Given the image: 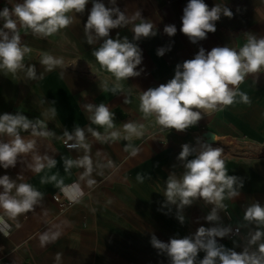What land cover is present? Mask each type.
Instances as JSON below:
<instances>
[{
  "label": "crops",
  "instance_id": "crops-1",
  "mask_svg": "<svg viewBox=\"0 0 264 264\" xmlns=\"http://www.w3.org/2000/svg\"><path fill=\"white\" fill-rule=\"evenodd\" d=\"M22 2L0 0V11ZM101 2L118 8L128 18L129 22L111 30L110 36L126 37L138 45L142 56L135 69L138 76L117 81L96 61L93 52L103 38L92 33L94 42L88 43L85 24L91 0L83 13L72 14L67 28L48 37L34 35L18 24L21 47L30 51L15 72L0 67V115L20 114L34 125L19 129L26 142H33L32 150L19 154L14 167L0 166V176H9L17 185L30 184L42 194L31 210L15 218L0 209V264H171L166 252L153 247L152 236L167 243L172 238L194 237L200 227L226 229L224 237H216L217 244L226 249L258 252L264 236L255 244L250 240L256 231L264 232V226L244 216L252 204L264 206V75L249 74L239 85L250 103L237 96L233 105L204 115L197 125L182 132L161 129L154 116H144L139 105L144 91L167 83L177 65L193 59L201 47L206 53L218 46L238 51L248 35L264 38V0H204L209 8L228 7L233 16L221 15L215 22L216 31L196 43L180 31L189 0ZM142 21L152 23L156 35L133 40L132 29ZM3 23L0 18V28ZM167 25L176 26L175 35L164 31ZM4 31L11 37L10 30ZM160 48L165 49L162 56L157 55ZM45 54L62 58L63 63L49 71L41 63ZM29 69L35 78L29 76ZM101 103L113 113L112 128L100 127L90 119ZM126 123L137 125L143 135L126 132ZM77 128L84 131L83 145L65 148L64 140L77 143ZM113 132L118 133L117 138L111 136ZM204 135L227 149V174L237 177L234 187L239 194L226 196L220 208L202 198L184 206L178 199L176 203L168 201V178L174 175L179 179L185 171V161L178 158L182 145L195 148ZM11 139L0 134V142ZM195 155L196 151L188 159ZM86 156L91 161L90 172L79 163ZM50 160H55V166H49ZM66 160L73 161L67 170ZM40 165L41 170L35 171ZM138 174L142 180L137 179ZM72 184H78L83 195L61 212V203L54 196L67 201L61 189ZM10 195L15 196V188ZM214 208L218 219L208 221ZM234 228L240 233L229 240ZM45 234L49 239L42 245L40 238ZM205 255L199 251L194 264H200Z\"/></svg>",
  "mask_w": 264,
  "mask_h": 264
},
{
  "label": "clouds",
  "instance_id": "clouds-1",
  "mask_svg": "<svg viewBox=\"0 0 264 264\" xmlns=\"http://www.w3.org/2000/svg\"><path fill=\"white\" fill-rule=\"evenodd\" d=\"M92 7L85 24V33L88 43L94 42L92 33L96 38H103L99 48L94 50L93 56L99 65L110 73L117 81L138 76L135 71L141 63V50L138 45L130 42L126 37L121 40L113 39L110 32L118 27L125 26L129 21L123 12L116 7H107L101 0H91ZM115 4V0H109ZM89 0H23L10 10L5 7L0 11L3 19V27L0 28V67L10 72H15L21 67L24 54L30 49L21 47L20 33L17 26L30 29L34 35L48 37L67 28L71 23L72 14L83 13ZM232 17L233 13L228 7L214 5L209 6L204 0H189L183 9L182 26L180 31L186 35L192 43L207 38L208 33L216 31L215 22L221 18ZM140 16L139 12L135 13ZM14 17V18H13ZM115 17V18H114ZM4 29L12 32L11 37ZM133 40L142 37L155 36L154 25L148 21L135 24L132 29ZM164 31L169 35H175V25H167ZM165 49L157 50V55L162 56ZM41 63L51 71L57 65L63 63L62 58H55L45 54ZM264 72V38L248 35L246 43L237 51L224 46L214 47L205 52L200 48L193 59L186 60L182 65H177L175 75L167 83L158 87L149 88L140 96V111L145 117L154 116L157 125L161 129H173L185 131L197 125L204 115L211 114L221 107L233 105L239 96L243 103H250L245 92L239 91V85L244 82L249 74ZM29 76L35 78V72L29 69ZM115 91V89H113ZM129 101L126 99L125 103ZM92 110V106H88ZM93 124L100 127H113V113L101 103L95 107L90 117ZM34 127L27 117L20 114L0 115V134L12 137L10 142H0V166L7 169L14 167L17 157L21 153H27L33 148L32 141H25L19 129L28 130ZM142 127V126H141ZM126 132L140 137L143 132L133 123L124 125ZM91 130V129H90ZM48 135L47 132L40 133ZM99 138L98 132L93 133ZM65 135L71 140L73 137L67 132ZM111 136L118 137L113 132ZM76 144L68 145L76 148L83 145L84 131L77 128L75 131ZM127 139V137H125ZM213 141L214 138H213ZM200 151L194 158L188 159L196 149L189 144L182 145L179 159L185 161V171L178 179L174 175L167 180L165 195L168 201L176 203L177 199L181 206L192 204L193 200L202 198L217 208L224 207L223 200L235 197L237 191V177L228 175L226 169V157L223 148H214L211 143L201 139ZM86 147V145H84ZM55 160L49 161V166H55ZM87 166L91 171V161L86 156L79 162ZM73 161L66 160V170ZM43 165L35 171L39 172ZM56 177L53 176L52 180ZM137 179L142 177L137 176ZM43 182V181H42ZM59 184H63L60 181ZM242 183L238 187H242ZM0 209H3L10 218L25 213L32 209L33 205L41 198L42 194L35 190L32 185L16 184L9 176H0ZM15 188V196L10 195ZM63 194L70 202H79L83 193L78 184L63 187ZM245 220L255 221L264 226V206L254 203L245 211ZM183 221V217L179 218ZM216 208L207 216L208 221L217 220ZM2 222V218H0ZM7 227V225H5ZM3 231V229H0ZM226 229L200 227L194 237L172 238L167 243L158 240L154 235L151 238L153 247L166 252L171 264H194L198 252L203 250L206 255L200 264H264V243L258 246V252L247 250L237 253L217 244L216 237H224ZM7 236V232H4ZM264 232L256 231L250 243L255 244L261 240ZM41 244L48 242L47 234L41 236Z\"/></svg>",
  "mask_w": 264,
  "mask_h": 264
},
{
  "label": "built area",
  "instance_id": "built-area-1",
  "mask_svg": "<svg viewBox=\"0 0 264 264\" xmlns=\"http://www.w3.org/2000/svg\"><path fill=\"white\" fill-rule=\"evenodd\" d=\"M257 74L264 75V72L257 73ZM42 132H45V131H41L40 133H42ZM200 139L203 140V141H205V142H207V139L204 138V137H201ZM62 144H63V146H64L65 148H67V149H76V148H79V147H80V146H78V147H76V148H69L68 145H70V144H76V143L69 142V141H67V140H64V141L62 142ZM211 144H212V147H214V148H217V147H219V148H223V149H224L223 155L225 156V154L227 153V151H226L227 149H225L224 147H222V146H221L218 142H216V141L212 142ZM195 149H196V152L199 153V151L201 150V149H200V144H199V143L197 144V146L195 147ZM54 200H55L56 202L61 203V208H60V211H61V212L66 211L67 209H69V208L74 204L73 202H70L69 200H67V201H63L62 198H61L59 195H55V196H54ZM239 233H240V229H238V228H234V229L230 232V234H229V236H228V239H229V240H233L234 238H236V237L239 235Z\"/></svg>",
  "mask_w": 264,
  "mask_h": 264
},
{
  "label": "water",
  "instance_id": "water-1",
  "mask_svg": "<svg viewBox=\"0 0 264 264\" xmlns=\"http://www.w3.org/2000/svg\"><path fill=\"white\" fill-rule=\"evenodd\" d=\"M204 138L207 139V142H208V143H212V142H214V141H213V138H210L208 135H204Z\"/></svg>",
  "mask_w": 264,
  "mask_h": 264
},
{
  "label": "rangeland",
  "instance_id": "rangeland-1",
  "mask_svg": "<svg viewBox=\"0 0 264 264\" xmlns=\"http://www.w3.org/2000/svg\"><path fill=\"white\" fill-rule=\"evenodd\" d=\"M226 151H227V150H226ZM225 155H228V151H227V153H226Z\"/></svg>",
  "mask_w": 264,
  "mask_h": 264
}]
</instances>
